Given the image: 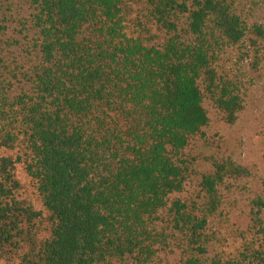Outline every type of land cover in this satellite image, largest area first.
I'll use <instances>...</instances> for the list:
<instances>
[{
    "label": "trees",
    "instance_id": "16d2710c",
    "mask_svg": "<svg viewBox=\"0 0 264 264\" xmlns=\"http://www.w3.org/2000/svg\"><path fill=\"white\" fill-rule=\"evenodd\" d=\"M27 1L25 68L7 62L0 21V151L16 152L0 154V264H151L171 241L181 264H264V199L232 252L213 251L208 229L219 188L253 166L214 162L194 200L171 199L181 152L209 122L204 100L225 125L244 110L221 55L264 70V25L237 0ZM16 164L42 209L20 198Z\"/></svg>",
    "mask_w": 264,
    "mask_h": 264
},
{
    "label": "rangeland",
    "instance_id": "374dc122",
    "mask_svg": "<svg viewBox=\"0 0 264 264\" xmlns=\"http://www.w3.org/2000/svg\"><path fill=\"white\" fill-rule=\"evenodd\" d=\"M236 6L237 13L249 24L264 25V0H237ZM31 13L27 0H0V21L3 20L2 25L5 26L1 47L12 67L14 62L24 68L28 64L30 57L26 52L31 51ZM4 43L10 46L6 47ZM218 70L241 87L244 110L238 115L236 123L229 126L221 122L209 100H204L209 122L202 135L191 140L181 152V157L189 163L188 174L182 190L173 194L171 199L194 200L199 192L201 174L209 172L214 162L230 159L242 166H253L251 177L227 180L219 188L222 200L220 213L210 220L208 226L209 232L219 240L212 246V250L232 252L235 247V232L246 229L253 202L257 198L264 199V70H251L248 61L241 60L240 52L236 49H228L221 55ZM19 83L14 84L16 92L25 87L22 81ZM0 154L16 158L15 151H0ZM15 176L21 184L20 198L31 202L35 208L42 209L34 183L19 164L15 165ZM114 264L133 263L128 260ZM151 264H181V254L175 242L171 241L159 251Z\"/></svg>",
    "mask_w": 264,
    "mask_h": 264
}]
</instances>
